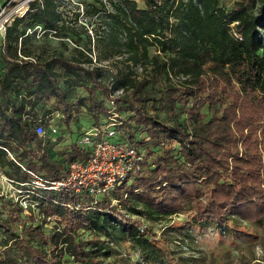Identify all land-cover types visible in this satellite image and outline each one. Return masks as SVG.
<instances>
[{"label": "trees", "instance_id": "trees-1", "mask_svg": "<svg viewBox=\"0 0 264 264\" xmlns=\"http://www.w3.org/2000/svg\"><path fill=\"white\" fill-rule=\"evenodd\" d=\"M85 14L95 18L99 52L87 67L61 54L35 57L27 45L35 27L45 38L61 30L79 35L65 27L54 0L33 3L7 28L0 46V163L19 183L32 181L28 171L48 181L62 178L68 163L44 150L51 138L37 134L43 120L35 106L54 97L69 126L77 86L89 94L90 127L103 124L114 98L128 138L149 136L142 144L148 154L142 170L113 189L118 205L104 197L92 206L87 193L35 190L39 214L56 217L50 231L32 212L11 207L0 229L13 235L25 264H102L110 242L122 241L139 247L148 263L163 260L147 222L179 214L194 225L226 226L235 218L263 224L264 0H237L229 8L220 0H94ZM102 60L119 67L116 84L105 82ZM116 91L122 94L115 98ZM161 108H179L175 116L185 120L153 114ZM70 146L69 161L85 158L84 150Z\"/></svg>", "mask_w": 264, "mask_h": 264}, {"label": "rangeland", "instance_id": "rangeland-1", "mask_svg": "<svg viewBox=\"0 0 264 264\" xmlns=\"http://www.w3.org/2000/svg\"><path fill=\"white\" fill-rule=\"evenodd\" d=\"M54 1L58 5L65 27L67 29H76L79 35H73L68 33L67 30H61L58 33L51 32L45 38L43 36L44 31L40 27L28 29V34L32 38L27 41V45L33 47L34 56L61 54L68 58L81 59L86 67L89 65L87 63L89 57L93 59V63L94 60L97 61L99 52L95 47L97 39L95 18L85 14L86 8L93 5L94 0ZM236 1L220 0V4L225 8H229ZM37 28L39 29L33 34ZM89 47L92 48V54H85V56L78 54L77 48L85 50ZM114 63L115 61L113 60H102L100 63L108 70L104 79L107 84L111 82L117 83L116 77L119 67ZM4 69L0 47V74L4 73ZM140 71L138 69V72ZM114 79L115 81H113ZM61 86L65 89L63 83H61ZM155 87L161 86L156 84ZM74 90L69 126H67L66 122L68 116L66 118L63 117L61 106L55 101L54 97L49 101H40L35 106L38 119L43 120V125L47 132H50L51 128H57L60 133V136H56L57 140L56 138L54 140L53 137L45 141L44 150L51 159L64 165L71 159L67 150L71 147L69 132L74 133L77 131V133L83 134V132L91 128L89 125L95 119V113L90 109L87 89L84 86H77ZM179 112V108H176L173 113L161 108L153 111V114L155 115L156 113L160 118L171 123L178 119L183 122L185 115H180L178 119L175 116ZM144 133L142 137L138 138L142 141L141 145L143 141L147 142L149 139L146 132ZM77 136L76 133L73 134L74 139ZM174 144L177 145V142ZM13 156H10L11 160H13ZM81 160H84V157ZM30 189V186L17 181V176L12 168L8 165L3 166L0 163V219L8 218V210L11 207L19 209L27 204L32 208L31 212L37 221L36 223L41 225L45 231L52 230L55 226L56 217L45 220L39 214L40 195L38 197L37 193L28 194ZM108 197L114 198L112 194ZM23 214L25 216L31 215L30 212L25 211ZM147 225L159 240L157 245L161 249L160 254L165 256L163 260L155 258L153 263H148L142 257L139 247L133 243L122 241L119 244L110 242V255L101 258L102 264H264V223H250L235 218L234 221L226 226L205 223L194 225L189 222L186 215L179 214L161 222H147ZM14 241V237L9 231L5 232L2 228L0 229V264L26 263L27 257L23 249L15 245Z\"/></svg>", "mask_w": 264, "mask_h": 264}, {"label": "built area", "instance_id": "built-area-1", "mask_svg": "<svg viewBox=\"0 0 264 264\" xmlns=\"http://www.w3.org/2000/svg\"><path fill=\"white\" fill-rule=\"evenodd\" d=\"M35 2L42 3L43 0H0V40L5 38L7 28L13 21L24 17ZM121 94L122 91H116L113 97ZM124 118L112 98L108 101V115L102 125L91 127L83 134H77L76 140L73 136L70 139L71 144L84 150V160L69 161L67 173L53 181L45 180L40 174L28 171L33 177L30 183H25L31 187L28 194L38 189L87 193L91 197L92 206L96 205L101 197L103 199L111 196L115 187L142 170L148 154L146 148L140 144V139H129L123 132ZM36 132L42 138L54 137L55 140L57 135L60 136L57 128H51L48 134L42 124L37 125ZM110 198L113 204H119L118 200ZM23 208L25 212L32 211L27 204L23 205Z\"/></svg>", "mask_w": 264, "mask_h": 264}, {"label": "crops", "instance_id": "crops-1", "mask_svg": "<svg viewBox=\"0 0 264 264\" xmlns=\"http://www.w3.org/2000/svg\"><path fill=\"white\" fill-rule=\"evenodd\" d=\"M1 41H2V40H0V46H1V44H2Z\"/></svg>", "mask_w": 264, "mask_h": 264}]
</instances>
